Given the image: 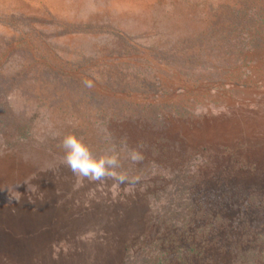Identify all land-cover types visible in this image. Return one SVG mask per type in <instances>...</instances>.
Wrapping results in <instances>:
<instances>
[{
  "label": "rangeland",
  "instance_id": "374dc122",
  "mask_svg": "<svg viewBox=\"0 0 264 264\" xmlns=\"http://www.w3.org/2000/svg\"><path fill=\"white\" fill-rule=\"evenodd\" d=\"M0 264H264V0H0Z\"/></svg>",
  "mask_w": 264,
  "mask_h": 264
},
{
  "label": "clouds",
  "instance_id": "9594fccd",
  "mask_svg": "<svg viewBox=\"0 0 264 264\" xmlns=\"http://www.w3.org/2000/svg\"><path fill=\"white\" fill-rule=\"evenodd\" d=\"M63 147L66 149V164L73 173L89 180H101L104 177H116L120 181L126 179L124 175L118 176L112 170L119 166L115 155L94 157L88 146L82 142V139L73 134H69L64 138ZM132 158L137 160L140 157L133 154Z\"/></svg>",
  "mask_w": 264,
  "mask_h": 264
}]
</instances>
